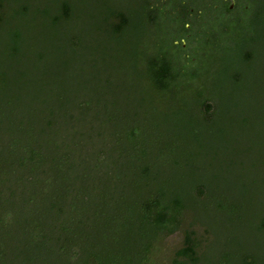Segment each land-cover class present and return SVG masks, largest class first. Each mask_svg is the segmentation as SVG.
Returning <instances> with one entry per match:
<instances>
[{
    "label": "trees",
    "instance_id": "16d2710c",
    "mask_svg": "<svg viewBox=\"0 0 264 264\" xmlns=\"http://www.w3.org/2000/svg\"><path fill=\"white\" fill-rule=\"evenodd\" d=\"M91 1L94 11L87 14L81 0H0V264H211L209 243L224 231L212 221H251L264 230V215L253 210L264 202V137L254 134L247 147L236 129L257 123L249 95L235 89L247 87L245 81L234 77L240 105L234 108L231 96V110L221 105L220 111L216 99L204 97L200 73L190 72L202 64L203 52L211 47L220 57L228 42L193 33L188 42L197 60L191 64L189 54L181 55L186 47L175 45L177 36L168 40L166 25L175 23L181 34L188 23L164 12L160 0ZM166 1L176 8L184 0ZM134 7L147 14L149 26L164 23L159 37L152 36L154 85L194 84L191 107L166 118L149 105L113 111L105 94L93 98L88 84L66 81L74 78L69 66L59 75L28 58L41 40L36 29L32 37L28 31L34 22L47 31L50 47L53 38L67 37L63 45L73 53L80 40L72 30L82 20L119 39L134 23ZM240 27L252 31L249 23ZM250 34L237 41H250ZM202 40L206 50L194 47ZM132 62L135 72L140 64ZM220 112L227 113L218 120ZM175 235L179 241L170 248ZM215 238L213 253L220 252L222 264L237 261L230 238ZM251 254L245 250L238 264H252Z\"/></svg>",
    "mask_w": 264,
    "mask_h": 264
},
{
    "label": "rangeland",
    "instance_id": "374dc122",
    "mask_svg": "<svg viewBox=\"0 0 264 264\" xmlns=\"http://www.w3.org/2000/svg\"><path fill=\"white\" fill-rule=\"evenodd\" d=\"M42 1L43 0H31V3L33 5L36 3L40 4ZM81 2L88 11L87 14H91L94 11V5L91 0H81ZM123 2L125 5L127 0H123ZM134 3H140V1L136 0ZM168 4L166 0H160L158 2V5L164 8V12L181 15L182 6L178 5L175 6L176 8H173L172 5ZM34 11H36V9L32 10L33 13ZM247 13H249V15H247L248 19L245 22L251 25L252 28L249 29L252 31H248L246 29L247 27L235 28L231 25L230 27L228 26V30L227 28L221 29L219 23H215L216 25L214 24L212 28L214 31H212L211 37H219L225 45L228 42L222 52L223 55H220L223 59L221 60L220 57L215 56L211 52L212 49L210 47L205 51L207 53L203 52L204 56L202 57V64L200 67H190V72L196 74L200 73L199 79H202L200 83L203 86L202 92L204 97L205 95H210V97L219 101H216L218 110L221 109V105L224 107L223 110H231V96H236L237 98V100L233 102L234 108L237 104L238 106L240 105L241 95H236L235 89L241 94L243 92L249 95L250 98L246 97L245 99H249L250 102L248 104H250V107L255 108L252 110H254L256 114H252L251 119L257 123H244L245 130L239 123V125L236 124V129L241 136L239 139H242L247 147H252L255 143L253 139L257 138L254 134L264 137V120H262V118H264V0H252ZM132 16L134 23L124 31L122 37L119 39L113 37V39L110 40L108 37L109 32L106 28H103V30L105 29L103 34H98L94 32L93 28H87V25H85L87 21L82 20L80 25L72 30L77 33L80 40V43L75 45L77 50L73 53L69 51L70 49L68 47H64L63 45L66 43L63 40L68 39L67 37L64 39L61 37L53 38L50 40V47L45 37L47 31L43 30V25L34 22L32 25V32L30 30L28 31L32 37L36 29L35 36L38 35V38L41 40H39L40 43L36 42L32 45V53H30L28 58L31 62H37L39 69L43 68L48 72L60 70L58 71L60 72L59 75L62 74L64 66H69L71 68V75L74 78L66 81H71L74 84L84 83V86L88 84V90H93L89 96L93 98H95V96L98 97V93H102V95L105 94V99H107V102L111 103L110 105L113 107V111L119 107L124 108L128 106L126 109H129L130 107L134 108V106H141L146 108V106L149 105L151 108H157V112L159 113L158 117L162 116L166 118L169 111L173 109L180 108V106L191 107L193 98H195V95L192 93L197 88L194 84L186 82L178 86L175 83L177 87H170L168 90H164L154 85L152 73L148 70V62L155 58L157 50L155 48L156 44H153L152 36H158L162 33L164 29L163 21L149 26L147 14L142 9H137L135 7L132 11ZM202 20H204L203 16L201 21L196 20V22L190 23L191 19L190 21L187 20V22L191 24L190 29L187 32H181V34H178L177 25L175 23H167L168 40L177 36L175 40H179L177 46L180 47L182 44L181 38H183L186 33H192V35L193 33L200 34V32H205L207 30V27L202 24ZM160 21L161 20H159V22ZM166 21L167 20H164V22ZM162 25L163 29L161 27ZM25 31L27 33L26 28ZM243 33H251L250 35L253 37L250 41H237L238 38L236 36H241ZM102 40L104 42H102ZM189 42L188 40L186 41V43ZM204 42L205 40H202L198 44H195L194 47L197 48L198 46L199 49L202 48L206 50L207 46ZM189 44V46L187 44L186 48L181 51V55L189 54L190 62L193 64L197 60V54L192 52L193 45L191 43ZM45 45H47V47ZM172 56L174 57L173 54ZM136 59L139 61L140 65L137 71L134 72L133 68L135 62L133 63L132 61ZM79 61H81V64H78ZM74 66L78 68L76 71L74 70ZM237 74H241L239 77L241 80L239 84H241L242 81L244 84L245 81L247 87L236 85L234 89V84H238V81H234L237 79L234 78ZM58 79L57 76V81L61 80ZM62 80L65 81V79ZM196 85H198V82ZM101 86H103V88L100 92L95 91ZM225 114L221 115L220 112L217 114L216 118L219 120ZM230 119H232L231 123H236L238 116L234 115L233 118L231 117ZM164 121L167 122L166 119ZM241 128L243 130V135ZM259 146H261V144L257 142L256 147ZM262 167H264V165ZM253 210L256 211L255 214L259 215L261 212L264 215V202H262L261 205H256ZM231 222L235 223H232L231 226L229 224L212 221L213 224H211L212 227L219 225V230H224L223 232L219 231L221 234L218 233V238L214 237L216 242L219 243L217 241L219 240L222 241V243H226V239L230 238L232 249L239 254L237 261L232 260L229 264H238L239 258L242 253H245V250L253 253L251 254L253 256L252 264H264V230H260L255 222L254 225L256 230H254V225L251 221L244 224L245 221L240 223L239 220L234 219ZM223 225L224 228L222 227ZM214 238H211V241H213L209 243L211 246H208L207 249L209 258L211 259L210 262L211 264H222V261L219 259L220 252H218L219 254L213 253V251H215ZM178 241L179 238L176 235L172 236L167 241V245L170 248H175ZM242 250L244 252H242Z\"/></svg>",
    "mask_w": 264,
    "mask_h": 264
},
{
    "label": "flooded vegetation",
    "instance_id": "af4514ba",
    "mask_svg": "<svg viewBox=\"0 0 264 264\" xmlns=\"http://www.w3.org/2000/svg\"><path fill=\"white\" fill-rule=\"evenodd\" d=\"M252 0H184L182 4L181 15L177 16L175 21H182L184 18L186 21L196 22L200 20L202 16V24L207 27L205 31L206 34L211 36L212 27L215 23H219L221 29L225 27L238 28L242 24H247L245 21L248 19V10L250 8ZM187 15V18L185 16ZM174 18V17H173ZM190 18V19H189ZM188 23V22H187ZM216 25V24H215ZM187 30L190 29V23L187 24ZM187 32V31H186ZM184 33V32H183ZM194 34L186 33L183 38H181V43L183 47H186V41L190 39ZM178 45L179 41H175Z\"/></svg>",
    "mask_w": 264,
    "mask_h": 264
}]
</instances>
